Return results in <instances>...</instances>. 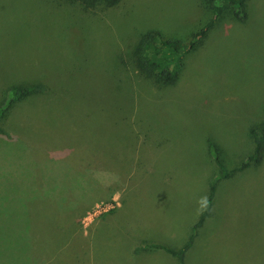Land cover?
I'll return each mask as SVG.
<instances>
[{"label":"rangeland","instance_id":"374dc122","mask_svg":"<svg viewBox=\"0 0 264 264\" xmlns=\"http://www.w3.org/2000/svg\"><path fill=\"white\" fill-rule=\"evenodd\" d=\"M32 1L7 15L26 34L0 18V99L8 81L39 69L58 85L2 124L13 139L0 137V264H178L160 248L133 250L185 243L218 171L208 138L229 177L216 184L212 217L185 264H264V148L259 163L233 171L253 151L250 128L264 126V0H248L240 19L219 16L176 82L161 88L127 69L129 48L150 29L188 42L211 18L202 0H121L73 19ZM37 34L59 47L72 74L59 76ZM114 76L132 105L110 85ZM31 222L45 228L34 234L35 256L25 240ZM53 225L73 232L52 233Z\"/></svg>","mask_w":264,"mask_h":264},{"label":"trees","instance_id":"16d2710c","mask_svg":"<svg viewBox=\"0 0 264 264\" xmlns=\"http://www.w3.org/2000/svg\"><path fill=\"white\" fill-rule=\"evenodd\" d=\"M24 1L25 0H0V18L1 26L3 28L8 30L9 26H13L15 28L21 29V34H26V31H24V28L22 26L16 27L12 24L15 18L14 20L8 19L7 16L12 11L15 5L25 4ZM120 1L121 0H35L32 2H34L33 4L37 8L43 11L47 9L59 11L61 10V12L65 16L73 19L74 17H76V15L83 17V15L90 16V14L94 13L95 11H108L112 8L117 7ZM247 1L248 0H202V2H204L209 8L211 12V18L202 27L191 33L188 42H184L180 38L166 37L159 29H150L144 32H140L134 45L129 48L130 51L128 50L130 53V59L128 58V62H126L127 69L130 68L135 70V72L142 79L139 82L146 83V81H148L158 88L173 85L176 82L182 68L185 66L186 55L194 51H198L203 46L204 40L207 37L209 31L212 29L217 18L229 10L233 11V15L236 18L240 19L242 18V16L244 17L246 15ZM28 3L29 2H27V4ZM35 37V40L39 41V43L41 41L39 45H41L44 51L47 53V61L53 63L56 66V71L61 78H63L64 75L73 73V68L70 66V63L66 62V57L63 56L64 59L61 57L59 47L54 49L49 48L48 45L52 47L55 46L54 42L48 43L47 45V38L45 34H37ZM22 38L23 37L21 36L22 41L28 43H33L34 41V38L30 37H27V39L25 38L26 40H23ZM101 63H103L104 65V62ZM123 64L126 65L125 62H123ZM37 71L40 73H38L36 76H31L30 78L26 79L22 75L19 78L8 81V85L2 88V96L0 99L1 138L3 137L5 139H13L12 134L9 132L10 130L5 129L2 126L3 122L5 120H8V116L11 114L13 109L21 107L23 103L29 101V99L31 98L44 95L49 91V89L52 88L51 85H58L57 80L53 78L48 79V77L46 76L47 79H44L42 77L44 72L42 73L41 69L35 70L34 73ZM106 71L108 72L107 69ZM117 71L118 69L114 70V72ZM121 71L124 72V70ZM111 81L110 85H114V88H119L124 91V96L127 98V104L132 103V94L130 91L128 92V88H124V86L122 85V80L114 76L113 80ZM48 100V102L52 101L51 98ZM262 125H264V122ZM81 128L82 130L80 131L81 133H83V135L88 137L92 136L88 133L89 126H81ZM250 134L254 139L253 151L238 166L234 168V172L242 171L243 169L248 168L251 163H259L261 160L264 148V126L262 128L251 127ZM27 150L28 146L24 145V153H26ZM207 151L213 162L218 167V171L216 176L209 182L205 207L198 217L197 221L192 225L185 243L177 249L167 247L160 243H144L141 246H136L133 250L134 253H138L139 251L144 250L148 247L160 248L175 257L178 260V264H185V254L193 245L194 240L196 239V236L198 234L199 227H201L209 217H212L216 184L219 180L229 177V174L226 173L224 163L219 156L220 151L218 149V146L211 138H208L207 140ZM45 154L48 155L46 152ZM100 157H103V152L100 153ZM31 224L32 222L29 224L30 226H28V238H25V240L33 241V243H31L29 251L32 255L35 256L38 246L36 245L34 234L35 232H41L42 230H45V228L42 227L38 230H33ZM57 228H59L60 233H68L70 231L73 232L72 226H70L69 228H65L62 226L57 227L53 225L49 230H51L52 233L53 231L57 233Z\"/></svg>","mask_w":264,"mask_h":264},{"label":"crops","instance_id":"0c3cea01","mask_svg":"<svg viewBox=\"0 0 264 264\" xmlns=\"http://www.w3.org/2000/svg\"><path fill=\"white\" fill-rule=\"evenodd\" d=\"M26 146H27V144H26ZM23 153H24V151L22 152V154H23ZM84 234H86V232H84L83 235H84Z\"/></svg>","mask_w":264,"mask_h":264},{"label":"built area","instance_id":"2783aa9c","mask_svg":"<svg viewBox=\"0 0 264 264\" xmlns=\"http://www.w3.org/2000/svg\"><path fill=\"white\" fill-rule=\"evenodd\" d=\"M98 207V205H96V208ZM107 209V208H106ZM106 209H105V211H106Z\"/></svg>","mask_w":264,"mask_h":264}]
</instances>
